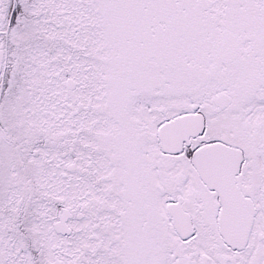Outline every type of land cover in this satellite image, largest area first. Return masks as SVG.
<instances>
[{"label":"flooded vegetation","instance_id":"af4514ba","mask_svg":"<svg viewBox=\"0 0 264 264\" xmlns=\"http://www.w3.org/2000/svg\"><path fill=\"white\" fill-rule=\"evenodd\" d=\"M1 1L6 5L0 13V243L8 242L10 249L0 246V264H22L25 252L31 255L28 264H264V0H130V61L147 67L140 70L142 75L135 77L136 82L152 84L149 90L157 89L170 71L181 83L190 79L201 90H208L206 94L201 91V96L195 91L177 93L185 97L174 105L176 112L169 118L199 114L203 131L173 155L161 151L156 136L157 127L169 119L165 109L145 97L120 112L118 101L124 100L127 85L111 82L102 71L101 85L96 83L93 93L99 95L112 86L113 92L107 96L115 100L113 109L95 110L90 104L77 102L73 93L86 85L78 86L70 67H62L58 72L64 91L72 99L61 116L56 117L52 109L50 125L42 127L47 129L48 138H39L35 131L23 132L17 124L7 125L11 103H15V111V99L21 96L19 86L12 81L17 67L13 59L34 47L36 35L29 36L23 26V6L15 9L20 0ZM57 1L64 4L69 0ZM8 4L12 6L7 13ZM67 13L61 11L57 16L69 29L71 23L64 24ZM80 27L70 33V40L77 44L85 26ZM82 44L86 45L85 39ZM70 52L82 57L75 49ZM80 67H73L74 75L80 73ZM179 81L172 83L176 89ZM192 93L200 98L190 97ZM242 96H254L256 109H241ZM144 111L151 116L148 124ZM82 113L86 115L77 124L75 118ZM86 116L96 119L86 122ZM132 116H138V121L130 119ZM10 119L15 122V118ZM53 119L64 124H54ZM258 126L262 133L255 131ZM112 133L117 135L113 138ZM204 147L235 153L226 161L232 169L237 167L232 175L234 186L249 200L254 213L240 245H229L220 236L217 193L202 182L190 163V152ZM39 151L47 153L42 157ZM51 155L57 159L58 170H63L64 185L79 191L75 220L86 219V239L95 250L87 252V246L81 244L77 257L70 256L69 261L68 254L60 257L52 243L55 238L64 241L74 237L77 230L69 223L74 213L58 209L52 195H40L36 181L37 171L41 179H49L45 175L52 164ZM171 168L175 172H167ZM132 187L136 195L149 191L165 197L163 210L154 208L148 217L153 226L151 235L158 237L142 238V243L138 235L130 237L131 217L140 220L130 199ZM169 204L177 205L175 208L188 216V222H178L180 233L167 214ZM65 218L68 229L62 237L55 234V223ZM37 221H42L46 230L42 244L37 239L42 229ZM187 228L188 235L182 237ZM43 244L51 246L49 259ZM141 244L144 252L139 251Z\"/></svg>","mask_w":264,"mask_h":264},{"label":"rangeland","instance_id":"374dc122","mask_svg":"<svg viewBox=\"0 0 264 264\" xmlns=\"http://www.w3.org/2000/svg\"><path fill=\"white\" fill-rule=\"evenodd\" d=\"M39 1L42 3H39ZM20 2V4L15 6V9L18 6H23V14L26 16V18H23V26L28 34H30L29 36L36 35V37L35 40H33L34 47L30 48V51H21L19 52V59H13L16 60L17 67L14 72L16 77H12V81H14L15 85L19 86L21 96L17 95L15 99L18 107L15 111L13 109L15 103H11L12 112L7 121V125L17 124V126L21 127L23 132L35 131L38 133L39 138L44 140L48 138L47 129L42 127L43 125H50L49 117L51 113H53L52 109L55 110L56 117L59 115L61 116L62 111L68 109L67 105L72 99L71 96L64 91L63 79L58 72V70H62V67H70L73 73L72 77L75 76V78H77L78 86L86 85V89L83 88L73 93L75 96L74 99L82 106L90 104L95 110L106 108L113 109V107H116L115 100L107 96L108 93L113 92L112 86L108 85L106 89L99 92V95L93 93L92 88L96 86V83L101 85V83H99L100 71L105 73V75L107 74L111 82L115 80L122 85H127L124 89V100L118 101L119 105L117 109L120 110V112L123 109L127 111L130 105L134 104L135 101H143L145 97H147L152 105L163 107L166 117L169 118L176 112L174 105L182 101L185 97H181V95L179 96L177 93L195 91L200 96L201 91L205 94L208 93V90H201V88L195 85L194 82H191L190 79L183 80L185 83H181L178 79V75L173 74V76L170 71H168L166 77L167 82L163 80L164 83L157 89L149 90L152 84L136 82L135 77L142 75L140 70H146L147 67L144 64L134 65L130 61V59H132V54H130V50H132L130 48V42L133 35L130 30V19L133 17V11L130 8V0H69L64 4L57 0L55 3H51L52 1L48 0H20ZM5 5L2 4L0 0V13L5 10ZM9 5L12 6L8 4L7 7ZM61 11H65L66 13L67 11L69 12L64 18V24L68 22L71 23L69 29L67 26L63 25V20L57 16V13ZM75 13L79 16L75 17ZM37 14L39 15L37 16ZM52 20H54L55 23H53V25L56 26V28L52 25ZM31 22L33 23L31 24ZM78 25L81 26L80 28L85 27L81 29V40L77 44L73 40H70V33L73 32V28L75 29ZM83 39L86 40V45L82 44ZM70 49H75L76 53L82 55V57L79 59L76 54L70 52ZM58 55H60V57H58ZM55 60L58 62H54ZM78 64L81 65L80 73H75L74 75L75 69L73 67ZM149 67L150 69L153 68L152 66ZM119 70H122V72H119ZM176 80L179 81L178 85H176L178 89L175 88V85H172L174 81L177 82ZM162 87L163 89H161ZM11 90L12 88L10 89V93ZM127 95L128 97H126ZM199 95L193 93L189 94L190 97L196 98H200ZM114 98L116 99V96H114ZM243 99H245V103ZM239 106L241 109H246V106L248 108L251 106L256 109V98L254 96L251 98H249V96H242ZM43 113L47 115L44 117ZM143 113L144 119L148 124L151 116H147L145 111ZM83 115H86V113L79 114V116L75 118L77 124L83 121L81 119ZM11 117L15 118V122L10 119ZM113 117H115L114 112ZM95 119V117L86 116L85 121L89 122ZM130 119L137 122L139 117L132 116ZM52 122L54 124L58 123L59 125L64 124V121L60 119H58V122H55L53 119ZM255 123L258 124L257 121H255ZM152 124L153 123H151V128ZM259 127L260 126H258L255 131L262 133L258 131ZM61 130H63L64 134L65 129L62 128ZM115 130L119 132L117 129ZM55 133L60 134V132ZM262 134L264 135V133ZM116 135L117 133H112L113 138ZM44 153L47 152L39 151V156L44 157ZM51 157L52 164L48 165L49 170L46 171L47 175H45L49 179H41L37 171L38 177L36 181L41 188L40 195H52L55 199L57 208H65L67 211L71 210L74 213V220L69 222L70 225L77 230L74 237L70 240L65 239L64 241L63 239L59 240V238H55L52 243V245L57 248L56 250L60 257L68 254L67 261H69L70 256L72 259L77 257L81 244L87 246V252H94L95 250L93 248V243L88 242L86 239V230L84 226H87L88 222L85 221L86 219L82 220V218L75 220L78 213L76 205L78 204L79 191L73 185H71L70 188L64 185L66 181L63 182L61 178L63 170H58L57 159L53 157V155H51ZM258 158L260 160L259 156ZM167 172L173 173L175 171L171 168L167 169ZM45 183L49 185L50 190L45 188ZM172 188H174V186H172ZM130 199H133L135 216L140 219L137 221L135 218L131 217L132 228H130V237L135 234L138 235L141 238V243L143 239L148 240L149 238L155 239L158 237L157 235H151V232L153 233V226H150L148 217L150 212L154 211V208L160 207L159 209L161 211L163 210V200L165 197L163 195L160 196L159 192L151 194L149 191L136 195V191L134 193L132 187L130 188ZM53 211L55 212V210ZM38 223L41 224L42 229L41 232L39 229L37 239L41 241L40 244H42L44 242L41 239L45 238L46 230L44 231L42 221ZM88 229L90 228L88 227ZM34 230H36L35 227ZM82 231H85L84 235ZM33 233L31 236L34 238ZM58 242H61V244ZM4 245L10 249V244L8 242L4 241L0 243L1 248ZM25 248L26 247H23L24 250ZM42 248L45 249V253L49 256V259L51 257L50 244H43ZM114 248L116 251V246H114ZM16 250L18 253L19 250L15 248V252ZM139 251L144 252L143 245L140 247ZM111 252L112 250L108 251V253ZM23 255L22 264L30 263L31 255L28 254V252H25ZM62 260L65 261V259Z\"/></svg>","mask_w":264,"mask_h":264},{"label":"water","instance_id":"95a60500","mask_svg":"<svg viewBox=\"0 0 264 264\" xmlns=\"http://www.w3.org/2000/svg\"><path fill=\"white\" fill-rule=\"evenodd\" d=\"M200 127V119L193 117L184 116L171 120L164 125L163 129H161L162 132L159 133L160 140L163 143H167V145L161 143V147L166 149L168 152L170 150H175L176 148L173 147L180 145V139L185 140L190 135H196L199 133ZM170 145L172 146L170 147ZM217 156L222 157V155ZM198 157L205 158V163H207L206 161L212 158V154H210L209 151H204V153L198 155ZM212 162L214 161L212 160ZM195 165L197 166L196 169L198 170L203 182L209 188H213L219 193L220 203L224 207V211L222 213V224L224 226V230L222 232L223 236L227 240L233 238L234 240L240 242L245 238L252 218V211L249 202L247 200L237 198V196L234 195L236 193L234 192L232 183L228 178L220 181L217 179L220 174H218V176H214L218 172L217 169L214 168L211 171H207L202 165L198 164V162ZM167 210L168 214L173 218L172 224L175 225L177 212H174L172 207H169Z\"/></svg>","mask_w":264,"mask_h":264}]
</instances>
